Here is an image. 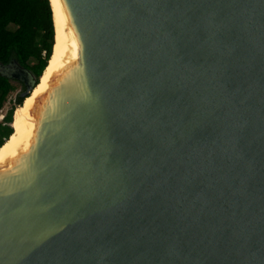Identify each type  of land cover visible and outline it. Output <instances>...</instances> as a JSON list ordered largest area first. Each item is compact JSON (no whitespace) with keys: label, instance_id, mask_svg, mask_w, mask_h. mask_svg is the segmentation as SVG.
<instances>
[{"label":"water","instance_id":"95a60500","mask_svg":"<svg viewBox=\"0 0 264 264\" xmlns=\"http://www.w3.org/2000/svg\"><path fill=\"white\" fill-rule=\"evenodd\" d=\"M58 2L0 264H264V0Z\"/></svg>","mask_w":264,"mask_h":264},{"label":"trees","instance_id":"16d2710c","mask_svg":"<svg viewBox=\"0 0 264 264\" xmlns=\"http://www.w3.org/2000/svg\"><path fill=\"white\" fill-rule=\"evenodd\" d=\"M49 0H0V110L16 89L7 67L22 70L14 107L0 121V146L13 131L14 108L38 82L52 52L54 28Z\"/></svg>","mask_w":264,"mask_h":264},{"label":"bare ground","instance_id":"6f19581e","mask_svg":"<svg viewBox=\"0 0 264 264\" xmlns=\"http://www.w3.org/2000/svg\"><path fill=\"white\" fill-rule=\"evenodd\" d=\"M50 1H51V6H52V12H53L52 16L54 19L53 22L55 25V33H56V36H55L56 43L54 46V54H55V49L58 50V48L60 47L61 41H62V37H60V39H59V35L57 38V26H58L59 22H60V25H63V20H62L58 0H50ZM64 49H65V46H62V50H64ZM56 58L52 57L50 59L48 67L44 70L38 85L35 86V88L30 92L31 96L26 98V100L23 101L22 105L15 108L14 113H13V121L11 124L13 126V130L15 132L11 135L10 140H7L5 142V144L2 146V148L0 149V162L3 161L7 156L13 155L15 153L16 145L23 138H25L27 136L28 131L27 130L25 131V129L22 131V125L25 123V120L23 121V116H24L29 104L32 101V97L46 88L47 81H48V78H49L51 72L53 70H56L58 67H60L62 65V64H55V60H57ZM26 115L27 114H25V116ZM17 131H19V132L22 131L21 133H19V135L21 134L19 139H16V137H15V134Z\"/></svg>","mask_w":264,"mask_h":264},{"label":"rangeland","instance_id":"374dc122","mask_svg":"<svg viewBox=\"0 0 264 264\" xmlns=\"http://www.w3.org/2000/svg\"><path fill=\"white\" fill-rule=\"evenodd\" d=\"M4 69H6L5 70L6 73L12 78V82L15 84L16 89L8 94V96L6 98V101L4 103V106L0 110V121L2 119L1 116L6 112V110L9 109L10 107H14L16 94L20 90V84L16 80H18V79H20L22 77L23 78L25 77V73L22 70L18 69V68L7 67V68H4Z\"/></svg>","mask_w":264,"mask_h":264},{"label":"built area","instance_id":"2783aa9c","mask_svg":"<svg viewBox=\"0 0 264 264\" xmlns=\"http://www.w3.org/2000/svg\"><path fill=\"white\" fill-rule=\"evenodd\" d=\"M1 117H3V115Z\"/></svg>","mask_w":264,"mask_h":264}]
</instances>
